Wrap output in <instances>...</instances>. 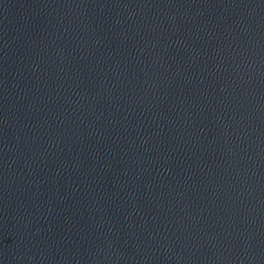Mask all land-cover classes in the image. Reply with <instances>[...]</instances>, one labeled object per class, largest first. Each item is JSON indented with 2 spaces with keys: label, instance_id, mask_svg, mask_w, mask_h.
Listing matches in <instances>:
<instances>
[{
  "label": "water",
  "instance_id": "obj_1",
  "mask_svg": "<svg viewBox=\"0 0 264 264\" xmlns=\"http://www.w3.org/2000/svg\"><path fill=\"white\" fill-rule=\"evenodd\" d=\"M0 264H264V0H0Z\"/></svg>",
  "mask_w": 264,
  "mask_h": 264
}]
</instances>
